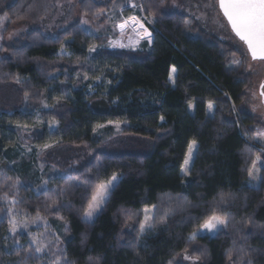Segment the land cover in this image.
Returning <instances> with one entry per match:
<instances>
[{
    "label": "trees",
    "instance_id": "obj_1",
    "mask_svg": "<svg viewBox=\"0 0 264 264\" xmlns=\"http://www.w3.org/2000/svg\"><path fill=\"white\" fill-rule=\"evenodd\" d=\"M115 1V9L124 3ZM170 1L144 0L157 20L150 52L102 49L90 58L92 47H106L110 30L96 35L76 24L51 38L40 27L54 0H0L10 25L33 28L0 54V264H184L185 257L194 264H264V147L254 140L264 127L246 108L254 76L237 63L246 48L209 36L173 12ZM79 8L93 26L107 23L108 6L85 0ZM63 48L68 56L59 55ZM33 114L56 123L54 134L33 129ZM111 124L122 125L120 135H95ZM23 128H32L38 147L89 156L78 155V165L52 159L65 178L40 188L11 167ZM257 159L260 185L248 188ZM114 176L119 184L99 218L86 223L92 196ZM11 199L20 215L67 225L58 255L48 247L43 259L26 237H11ZM149 209L153 231L142 238ZM213 215L226 218V229L191 239Z\"/></svg>",
    "mask_w": 264,
    "mask_h": 264
},
{
    "label": "rangeland",
    "instance_id": "obj_2",
    "mask_svg": "<svg viewBox=\"0 0 264 264\" xmlns=\"http://www.w3.org/2000/svg\"><path fill=\"white\" fill-rule=\"evenodd\" d=\"M54 1L55 3L52 11L53 15L48 21L41 23L40 27L41 31H43L46 36L57 38L61 31L72 28V26L76 24H82L88 33L97 35L98 33H105L108 30H110L112 33V35H109L110 37H107L108 41L105 48L95 46L90 49L88 53V57L90 58H92L102 49L110 51L109 44H111V47L113 48V51L110 52H136L142 50L150 52L152 50L153 39H149L144 34L143 29L132 24L126 26L123 31L119 28V25L125 20H128L129 17H136L144 25V28L152 34V28L155 27L157 20L153 16L151 17L147 15V9H145L144 0H121L124 3L117 9L113 7L115 5L114 3L116 2L115 0V2H112L113 0H90L91 2L98 5H103L106 7L108 6L104 15L107 23L104 26H98L97 24L93 26L92 24L88 23L84 17H82L79 7L85 0ZM170 8L173 12L197 21L200 24V28L209 36H214L220 41L223 40L238 46V40L229 29L225 18H223L219 10L218 0H171ZM32 31L33 28L28 24L15 26L10 25L8 15L3 13L0 16V54L4 50V47H13L16 42L26 38L27 34ZM247 52L248 51H246L247 57L244 59V61L237 62L239 65H246L247 71H249L254 76L252 83L253 87L248 93L249 98L247 100L246 108H248L252 115L258 119H261L264 127V96L261 95V91L264 90L262 89V85H264V62H252L250 56L248 55L249 53ZM59 55L68 56L66 48H63ZM175 74L176 72H173V70L170 73L171 84H173L175 80ZM45 109L48 111L50 110V107L46 105ZM190 110H192L193 113L195 111L193 106L190 108ZM208 110L209 114L212 115L213 106ZM31 120L33 129H42V127L46 128L50 135L54 134L58 128L56 123L45 122L43 119L41 120V117L37 114L31 115ZM107 130L113 131L114 136L120 135L122 132V125L111 124L100 127L95 132V135H101L100 133L102 132L108 135L109 132ZM255 131L254 140L264 147V128H262L260 131ZM32 134H34L32 132V128H23V130H21L19 142L10 154L12 158L10 163L11 167L17 174H24L28 177L30 176L29 179L31 180L32 184L38 185L40 188L45 189V187L56 181V179L65 178V173L61 172V170H59L57 167H54L52 162H50L52 159L54 160L55 158H59L61 161V166L66 165V163L78 165L80 164L79 161H75L78 155L79 157H84L85 155L89 156L87 152L83 153L79 150L75 151L68 147L60 148L50 145L43 146V148L38 147L33 143ZM116 141L118 142L119 138ZM191 147V157L189 159L188 152L187 159L189 162L187 165L184 164V168L182 170V176L184 179H186V181L188 180L189 174L191 172L192 162L196 156L195 153L197 151L198 145L192 143ZM261 168V161L257 159L251 171L252 175L249 176L250 178L247 182L248 188L257 189L259 187L261 181ZM185 169H187V171H185ZM119 180L120 178L118 176H114L113 179L108 183L103 184L108 187L105 202L107 201L113 189L119 184ZM7 204L11 209L8 218L11 225V237H26L28 242L34 248L39 247L41 249L38 254L43 259L50 258L48 247H52L55 249L57 255L59 254V251L65 244L63 241L64 237L69 231L67 225L63 221L60 220L54 223L41 217L33 218L24 214L20 215L15 209V205L17 204L16 199H11L7 202ZM104 204L97 212L94 213L91 218H88L85 214L83 216L84 221L88 224L95 222L99 218L98 216L101 214L105 206ZM143 215V228L140 232L142 238L150 235V233L153 231L152 222L155 215L154 210L149 209L145 211ZM13 226L15 227L14 232L12 231ZM226 226L218 225L217 228L212 229L211 231L202 228L196 233L195 239L193 240H196L199 237H213L217 235L218 232L225 230ZM59 262L60 261L55 262V264H59ZM184 264H194V262L185 257Z\"/></svg>",
    "mask_w": 264,
    "mask_h": 264
},
{
    "label": "snow or ice",
    "instance_id": "obj_3",
    "mask_svg": "<svg viewBox=\"0 0 264 264\" xmlns=\"http://www.w3.org/2000/svg\"><path fill=\"white\" fill-rule=\"evenodd\" d=\"M218 2L224 17H226L228 24L231 26V30L246 45L252 59L264 60V0H218ZM129 24L143 29L144 34L150 39L151 33L144 28V25L136 17H129L119 27L123 31ZM174 71L175 69L173 68ZM262 89H264V85H262ZM261 95L264 96V90L261 91ZM208 107L209 109L212 108L211 103ZM193 144H195V141ZM191 152L192 147L190 146L189 159ZM188 162L189 160L186 159L185 164L187 165ZM249 175H252V173L250 172ZM107 192L108 187L106 185H101L96 190V193L88 204V211L86 213L88 218H91L104 204ZM226 224L227 220L225 217L213 215L202 227L211 231L217 228L218 225L226 226ZM141 227L143 228V225ZM12 231H15L14 226ZM195 236L196 234L194 233L191 239H195ZM36 251L39 252L41 249L37 247Z\"/></svg>",
    "mask_w": 264,
    "mask_h": 264
},
{
    "label": "water",
    "instance_id": "obj_4",
    "mask_svg": "<svg viewBox=\"0 0 264 264\" xmlns=\"http://www.w3.org/2000/svg\"><path fill=\"white\" fill-rule=\"evenodd\" d=\"M218 6H219V2H218ZM219 10H220V12H221V14H222V16H223V18H225V20H226V22H227V19H226V17H224V15H223V11H222V9L219 7ZM227 24H228V22H227ZM228 27H229V29L231 30V26L228 24ZM120 28V27H119ZM126 28V27H125ZM124 28V29H125ZM121 29V28H120ZM231 32L233 33V35L235 36V33L231 30ZM151 39H153V33L151 34V37H150ZM235 38L244 46V48H246V51H247V47H246V45H244L243 44V42H241L240 40H239V38L238 37H236L235 36ZM249 53V52H248ZM249 56H250V59H251V61L252 62H264V60H259V59H257V60H253L252 59V57H251V54L249 53Z\"/></svg>",
    "mask_w": 264,
    "mask_h": 264
},
{
    "label": "built area",
    "instance_id": "obj_5",
    "mask_svg": "<svg viewBox=\"0 0 264 264\" xmlns=\"http://www.w3.org/2000/svg\"><path fill=\"white\" fill-rule=\"evenodd\" d=\"M111 43V42H110ZM110 45V51H113V48L111 47V44H109Z\"/></svg>",
    "mask_w": 264,
    "mask_h": 264
},
{
    "label": "crops",
    "instance_id": "obj_6",
    "mask_svg": "<svg viewBox=\"0 0 264 264\" xmlns=\"http://www.w3.org/2000/svg\"><path fill=\"white\" fill-rule=\"evenodd\" d=\"M172 71V70H171ZM176 75V74H175ZM208 109H209V107H208Z\"/></svg>",
    "mask_w": 264,
    "mask_h": 264
}]
</instances>
